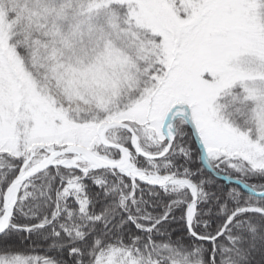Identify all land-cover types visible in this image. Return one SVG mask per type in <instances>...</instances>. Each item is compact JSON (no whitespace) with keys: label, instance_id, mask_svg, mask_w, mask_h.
Returning a JSON list of instances; mask_svg holds the SVG:
<instances>
[{"label":"snow or ice","instance_id":"snow-or-ice-1","mask_svg":"<svg viewBox=\"0 0 264 264\" xmlns=\"http://www.w3.org/2000/svg\"><path fill=\"white\" fill-rule=\"evenodd\" d=\"M0 264H264V0H0Z\"/></svg>","mask_w":264,"mask_h":264},{"label":"trees","instance_id":"trees-1","mask_svg":"<svg viewBox=\"0 0 264 264\" xmlns=\"http://www.w3.org/2000/svg\"><path fill=\"white\" fill-rule=\"evenodd\" d=\"M195 166V165H194Z\"/></svg>","mask_w":264,"mask_h":264}]
</instances>
